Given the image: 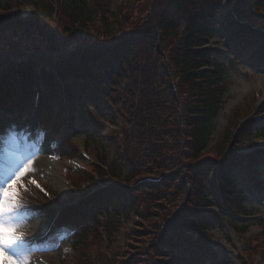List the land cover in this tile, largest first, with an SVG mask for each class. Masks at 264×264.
I'll list each match as a JSON object with an SVG mask.
<instances>
[{
	"label": "trees",
	"instance_id": "1",
	"mask_svg": "<svg viewBox=\"0 0 264 264\" xmlns=\"http://www.w3.org/2000/svg\"><path fill=\"white\" fill-rule=\"evenodd\" d=\"M258 1L235 0L236 10L254 20ZM46 2L37 0L38 10L35 6L26 18L11 14L0 22V112L26 110L38 83L41 114L50 128L57 129L69 116L73 125L79 112L87 124L94 121L93 113L102 122L121 117L129 126L126 163L159 162L157 168L167 171V182H145L141 190L156 197L164 187L187 191L178 210L153 221L143 236L152 238L158 256L152 264H203L217 254L208 237L223 219L208 208L232 203L243 208L247 193L258 188L248 178L245 162L258 172L264 161V150L246 157L224 148L219 160L210 156L215 122L228 91L224 63L207 46L221 32L223 0H60L58 21L52 16L54 6L46 9ZM111 21L124 27L121 35L111 33ZM228 29L237 31L242 41L237 52L247 56L259 33L237 22ZM248 53L264 64V50L260 57ZM122 82L127 83L124 90ZM63 92L69 114L60 104ZM118 102L121 108H115ZM57 151L74 152L68 143ZM98 169L104 180L109 174L118 181L123 177L113 165L108 172ZM210 190L214 196H208ZM136 204L128 189L103 190L84 202L80 214L65 213L61 223L74 229L72 238L80 241L87 224L95 225L98 233L102 216L111 212L118 216L133 211L143 220Z\"/></svg>",
	"mask_w": 264,
	"mask_h": 264
},
{
	"label": "rangeland",
	"instance_id": "2",
	"mask_svg": "<svg viewBox=\"0 0 264 264\" xmlns=\"http://www.w3.org/2000/svg\"><path fill=\"white\" fill-rule=\"evenodd\" d=\"M36 1L0 0V22L11 14L25 18L26 15L34 12V6H37L38 10L39 4L36 5ZM56 1L57 8L55 7ZM230 2V0H226L220 5L219 13L225 21L235 17L229 5ZM60 3V0H47L46 9L52 5L55 7L54 9L58 10ZM7 7L11 9L5 10ZM253 9L255 14L253 22L258 24L255 27L260 30L261 26L264 27V0L258 1ZM52 14H54L53 19L58 21L59 16L57 14L60 15V12L56 14L52 11ZM110 23L113 24L111 33L121 35L124 27L114 25L113 21ZM96 27L101 28L99 21H97ZM106 35L103 34L102 36ZM219 40V38L213 40L210 46L222 55L218 53L217 56H221L225 64L228 91L224 109L215 123L213 147L210 149V156L214 160L221 158L224 148L227 152L235 150L250 152L254 149L264 148V68L257 67L254 62L242 59V56L238 57L229 50L226 52L224 39ZM262 44V40L258 41L259 47L257 49L262 48ZM166 49L168 50V48ZM261 82L262 86L260 87ZM126 85V82H122L121 89L124 90ZM246 86L251 87L248 91L243 92ZM117 96L118 92H115L114 97ZM115 108H121V102H118V106L116 105ZM67 111H70L68 107ZM88 111L91 112V109ZM79 113L75 114L73 125L64 127L62 136L58 137L52 135L51 131H46L43 133V137L38 138L35 142L36 145L30 143L26 146L27 148L21 147L23 131L18 132L20 150H24L25 154H30L36 150L35 146L43 143L39 147L40 151L41 147L45 145L53 163L60 165V170L55 173L53 166H50L49 170L39 168L38 161L43 156L40 151L38 152L33 164L36 171L23 177V183L27 186V190L20 189V195L25 202V207L20 209V213L25 223L19 231L24 235L18 242V247L10 251H15L16 255L25 259V264H152L158 256L152 251V238L143 236H148V228L153 221L159 220L160 217L163 219L174 210H178L179 206L184 203L187 191L183 194L180 188L171 191L168 187H164L165 190L160 192V196L165 197V200L162 201L161 197H156L158 195H149L150 193L144 189L141 190L140 187L144 182L158 179L167 171L157 168L160 166L159 162L148 161L138 163L135 166L126 163L125 143L128 140L129 126L127 128L126 122L121 117L113 122V125H109L102 122L99 115L93 113L94 121L83 124L79 121ZM17 120L18 117H13L12 120L4 121L2 124L4 126L14 124L18 129L23 130ZM249 126L252 127L250 131L247 130ZM243 128L246 130L241 134ZM235 136L236 140H234ZM43 138L44 140H42ZM61 138L64 139L59 140ZM57 140L59 141L56 144ZM63 141L68 143L74 152L71 155L61 154L60 157L57 149L54 151V146H61ZM16 150L17 148L11 139L0 131V165H5ZM83 152L90 155L91 161L82 156ZM117 155H119L118 162L114 164ZM100 161L107 166L113 165L115 169L120 170L123 177L120 181L110 177L108 188L129 189L137 200L136 205L140 207L144 219L139 220L133 211L129 212L128 215L124 213L118 216L111 212L108 216H102L98 233H96L97 227L95 225L87 224L88 232L80 241L77 238H72L74 229L67 231L66 228L57 233L55 240L48 242L27 241L32 234L36 237L39 232H43L47 228L55 214V209L53 211L48 210L49 205L54 206L57 202L62 206L72 199L73 202L68 208H78L77 206L82 205L85 198L96 193L92 192L95 189V183L98 185L93 172L100 174L98 168L107 172L106 169L98 166ZM260 169L263 172L260 179L264 180V165L260 166ZM58 173L63 179L64 188L54 180V176ZM101 176L104 177L103 173ZM32 178L37 181L41 186L40 188L30 183ZM166 179L168 177L164 176L160 181L167 182ZM176 182L179 183L178 180ZM45 189L50 192V195ZM187 189L189 193L190 188ZM90 192L92 193L90 194ZM208 196H214L211 190ZM41 208L44 213L41 212ZM216 209L218 208H215V211ZM146 210H150L149 215L144 214ZM223 212L224 220L216 223L208 237V243L214 246L217 256H211V259L207 258L201 263L264 264V201L257 193H249L243 208H238L232 203L227 208L225 207ZM102 214L107 213L103 212ZM70 217L71 219L77 218ZM138 228L146 231L140 233ZM0 264H11L8 255H0Z\"/></svg>",
	"mask_w": 264,
	"mask_h": 264
},
{
	"label": "snow or ice",
	"instance_id": "3",
	"mask_svg": "<svg viewBox=\"0 0 264 264\" xmlns=\"http://www.w3.org/2000/svg\"><path fill=\"white\" fill-rule=\"evenodd\" d=\"M0 131L8 136L17 148L12 158L5 165H0V255H8L11 264H25V259L10 250L18 247V242L24 235L19 231L25 223L20 213V209L25 207L20 189L27 190L23 177L36 171L33 164L40 148L36 147L30 154L20 150L18 132L23 130L14 124L4 126L0 123ZM27 138L25 134L24 139ZM30 183L41 187L34 178L30 179ZM41 190L43 191L42 188Z\"/></svg>",
	"mask_w": 264,
	"mask_h": 264
},
{
	"label": "bare ground",
	"instance_id": "4",
	"mask_svg": "<svg viewBox=\"0 0 264 264\" xmlns=\"http://www.w3.org/2000/svg\"><path fill=\"white\" fill-rule=\"evenodd\" d=\"M262 86V82L260 83V87ZM251 87V86H246V88ZM12 142V141H11ZM41 154H42V159L39 160V168H42L44 170H49L50 166H53V169L56 172H59V167L60 165L58 163H53V159L52 157L49 155V151L46 148V146H42L41 147ZM54 180L60 185L62 186V188H64V183H63V179L61 177V175L58 173L56 176H54Z\"/></svg>",
	"mask_w": 264,
	"mask_h": 264
}]
</instances>
